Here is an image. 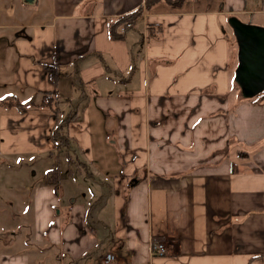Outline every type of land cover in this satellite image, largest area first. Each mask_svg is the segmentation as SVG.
Wrapping results in <instances>:
<instances>
[{
    "label": "crops",
    "instance_id": "obj_1",
    "mask_svg": "<svg viewBox=\"0 0 264 264\" xmlns=\"http://www.w3.org/2000/svg\"><path fill=\"white\" fill-rule=\"evenodd\" d=\"M3 1L20 21L39 2ZM40 1L33 24L0 25L21 30L15 65L27 67L24 54L37 74H14L9 95L56 92L71 121L65 154L79 155L56 195L43 187L31 222L1 229L0 264H102L107 253L116 264H264V90L243 97L230 24L264 28V0L157 3L122 40L108 21L144 0ZM63 101L74 103L66 114ZM6 118L38 141L54 128L49 113ZM153 242L167 253L152 256Z\"/></svg>",
    "mask_w": 264,
    "mask_h": 264
},
{
    "label": "rangeland",
    "instance_id": "obj_2",
    "mask_svg": "<svg viewBox=\"0 0 264 264\" xmlns=\"http://www.w3.org/2000/svg\"><path fill=\"white\" fill-rule=\"evenodd\" d=\"M40 3L41 1L39 0L38 5L35 7H39ZM0 4L1 26H6L10 23L22 24L24 21L33 24L39 19L40 13L36 11L34 6L27 7V17L24 21H20L21 18L19 19L17 15L19 9L14 11L6 10L3 0H0ZM16 5H19V0L16 1ZM20 5H22L21 2ZM26 6L30 5L27 4ZM3 17L11 21L6 20L3 22ZM20 31L19 29L0 28V100L9 94H13L10 81L14 74H16V82L19 80V76L24 77V71H27L29 78H33L34 74L37 76L35 68L29 63V58L24 54H21L19 59H22L23 63L26 62L27 67L23 65L20 70V66L19 73L17 65H15L16 55L12 44L14 38L10 39V37H15ZM42 67L44 69V65ZM16 97L22 102L23 98L20 96ZM31 101H34V98H30L27 103ZM73 107L74 103L66 101H63L62 105H60L61 110L65 114ZM34 113L36 112L31 111L25 115L32 116ZM8 116L18 118L20 115H17L14 110H5L0 107V239L2 240L7 230H4L2 234L1 229L8 227L18 228L23 226L22 224L25 220L26 222H31L34 219V210L40 200L43 187H51L45 183L46 174L51 169H57L61 177L65 178L67 177V161L71 162V159L65 154L66 148L62 146L58 149L55 145H51L53 143L50 138L51 133L47 137L48 142L38 141L37 136L34 135L32 137L34 131L29 125L26 126L25 123H18L15 120L9 125L6 118ZM16 138L20 139L15 141L14 146L8 143L5 150V143ZM24 140L25 144L23 145ZM45 142L52 147L42 146ZM67 153L72 157L73 161L71 164L75 165L77 162L76 155H79L78 150L72 152L69 148ZM63 188L64 199L67 200L70 190L68 185L63 186ZM51 193L56 195L53 188ZM13 232V230L9 231L11 234Z\"/></svg>",
    "mask_w": 264,
    "mask_h": 264
},
{
    "label": "trees",
    "instance_id": "obj_3",
    "mask_svg": "<svg viewBox=\"0 0 264 264\" xmlns=\"http://www.w3.org/2000/svg\"><path fill=\"white\" fill-rule=\"evenodd\" d=\"M186 0H144V7H140L137 10L130 12L120 18L109 20L107 25V31L110 39L112 40H122L124 39V34L119 33V28L126 25L131 24L132 29L138 22V20L142 17L143 11L148 12L149 9L157 4V3H165L172 7H180L183 2ZM156 28L158 32L161 31V27L159 26H148V34L150 30ZM237 60V58H236ZM45 70L48 73V77L50 81L55 84L58 78V69L56 64L46 65L44 66ZM232 88L236 89L238 92V88L232 86ZM259 98V96H256ZM255 99V98H254ZM242 100H237L236 103H242ZM244 102V101H243ZM58 98L56 92H41V99L38 103L31 101L29 103H22L18 100L15 95H7L0 100V107L5 110H14L17 115L23 116L25 114H29L31 111L36 113L34 114H51L54 117V128L50 134V138L52 142L56 144L58 148L64 147L65 143L63 142V135L62 132L67 128L71 121L69 117L63 118L59 120L60 110L58 107ZM69 155H67L68 157ZM60 181V176L58 174L57 169H51L46 174V185H50L53 187L58 186ZM257 258V256H256Z\"/></svg>",
    "mask_w": 264,
    "mask_h": 264
},
{
    "label": "water",
    "instance_id": "obj_4",
    "mask_svg": "<svg viewBox=\"0 0 264 264\" xmlns=\"http://www.w3.org/2000/svg\"><path fill=\"white\" fill-rule=\"evenodd\" d=\"M34 0H23L32 4ZM238 50L235 80L244 98L264 90V28L231 21Z\"/></svg>",
    "mask_w": 264,
    "mask_h": 264
},
{
    "label": "built area",
    "instance_id": "obj_5",
    "mask_svg": "<svg viewBox=\"0 0 264 264\" xmlns=\"http://www.w3.org/2000/svg\"><path fill=\"white\" fill-rule=\"evenodd\" d=\"M131 29H132V25L126 24L119 28V33L124 34L125 32ZM150 253L152 256H155V255H163V254H166L167 252H166L165 247L161 243L153 242ZM102 264H116V258L114 254L112 253L105 254L102 259Z\"/></svg>",
    "mask_w": 264,
    "mask_h": 264
}]
</instances>
